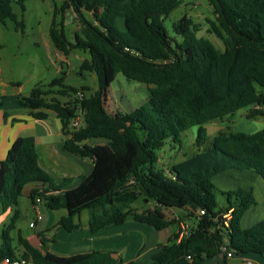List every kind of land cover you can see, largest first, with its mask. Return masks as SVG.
Masks as SVG:
<instances>
[{
    "label": "trees",
    "instance_id": "trees-1",
    "mask_svg": "<svg viewBox=\"0 0 264 264\" xmlns=\"http://www.w3.org/2000/svg\"><path fill=\"white\" fill-rule=\"evenodd\" d=\"M27 1L17 0L23 11ZM183 1L66 0L55 9L49 30L55 49L65 56L75 50L88 52L79 75L96 74L98 89L86 96L87 88H81L85 91L79 100L81 90L62 76L49 85L60 90L37 86L17 102L39 120L48 117L43 110L54 112L62 123L63 149L91 159L94 168L77 187L67 189L71 180L57 183L42 167L34 137H20L12 144L0 162V209L14 211L2 232L0 264L7 259L29 264H134L97 250L56 255L48 250L53 240L44 233L38 234L39 248L18 233L14 248L19 200L31 184V203L40 197L47 210H65L57 227L69 233L81 228L77 219L85 211L89 230L96 234L129 220L163 231L178 223L169 211L186 210L192 224L188 234L179 240V228L147 264H208L222 254L225 240L235 254L264 257V219L247 229L242 226L244 215L258 204L253 190L223 191L214 183L215 177L232 170L252 171L264 179V128L210 137L206 127L247 108L249 120L264 117V0H206L217 15L216 21L209 20V32L223 42V51L200 37V25L186 16L173 24L176 36H169L164 22ZM12 2L0 0V24L12 20L24 30ZM67 9L81 24L73 42L63 20L58 23ZM119 74L149 88L148 101L129 113L106 108L108 91ZM79 109L85 125L75 130L71 122ZM192 127H198L196 153L167 168L159 166V151L168 140L181 144V135ZM92 140L105 143L92 145ZM140 198L155 207L132 208Z\"/></svg>",
    "mask_w": 264,
    "mask_h": 264
},
{
    "label": "rangeland",
    "instance_id": "rangeland-1",
    "mask_svg": "<svg viewBox=\"0 0 264 264\" xmlns=\"http://www.w3.org/2000/svg\"><path fill=\"white\" fill-rule=\"evenodd\" d=\"M65 2L66 0H28L23 11L17 0H13V11L19 21H24L25 29L17 28L16 23L12 20H8L5 25L0 24V59L3 79L6 82L18 83V86L21 85V91L16 93L10 87L3 86L0 83V95H6L3 99L6 107L12 106L16 98L29 96L32 89L37 86H42L45 90L51 89L54 92L60 90L58 87H50L49 85L54 79L62 76L66 77V84L79 88L82 93L85 90L81 88H87L84 92L86 96L92 95L98 89L96 74L86 72L83 76L79 75L81 64L84 60L90 58L89 53L75 50L66 56V59H63L64 54L60 55L58 53L49 37L55 9L62 7ZM68 12V9L63 12L65 14L64 19H62V13L59 14L58 23L63 20L67 36L73 42L74 35L80 31L81 24ZM87 16L89 17L91 14H87ZM184 16L191 18L200 25V37H206L219 50H224L223 42L209 32V20L216 21L217 15L206 0H184L181 6L166 18L164 23L170 37L176 36L173 24ZM61 68L63 72H60ZM149 95L147 85L128 80L122 74H119L108 92L106 108L110 113L117 111L129 113L146 103L150 97ZM52 96H48V98L50 99ZM61 99L63 102L68 100V98L63 97ZM248 110L249 108L241 110L225 121L206 125L208 134L210 137H214L220 132L245 131L246 133H254L263 129L264 117L249 120L246 116ZM197 131L198 127H192L185 131L181 135V144H175L172 140H168L166 147L159 151V166L167 168L195 154L197 151L195 146ZM233 176L239 181L244 178L237 173ZM228 179H230L228 174L220 175L216 178L215 183L219 189L225 190L221 183ZM31 186L33 184L26 186L25 192L19 200L20 218L17 222V229L12 232L15 239L13 242L14 248L18 247V233H21L24 238H31L32 241L39 240L37 228L32 229L29 225L37 216V212L33 209L29 198ZM255 193L261 201L263 196L258 188L255 189ZM219 202L224 203V199L219 197ZM153 205L154 202L146 203L144 198H140L132 205V208L142 210L153 208ZM61 212L66 213L65 210ZM180 212L171 210L168 215L170 219L176 220L179 226L185 221L192 225L187 212L181 213L182 215H180ZM41 213L43 214L42 211ZM88 218L89 212H83L82 220L85 221ZM10 220L11 217L0 224V245L3 243V225L4 223L9 224ZM212 262V264H219L216 260H212Z\"/></svg>",
    "mask_w": 264,
    "mask_h": 264
},
{
    "label": "crops",
    "instance_id": "crops-1",
    "mask_svg": "<svg viewBox=\"0 0 264 264\" xmlns=\"http://www.w3.org/2000/svg\"><path fill=\"white\" fill-rule=\"evenodd\" d=\"M58 53L60 52L58 51ZM66 58L64 55L63 59ZM60 72H63L62 68ZM0 83L3 86L10 87L16 93L21 91V85L18 86V83L6 82L3 79L1 59ZM5 97L6 95H0V162L6 159L9 149L18 138L32 136L36 140L42 167L55 178L57 183L69 179L72 183L67 189H72L80 184L82 176H88L92 173L94 165L91 159H81L63 149L64 136L62 133V123L54 112L43 110V112L48 114V117L45 120H39L31 115V109L18 104V98H16L12 106L6 107L3 100ZM104 143L105 141L102 140H92L90 142L92 145ZM236 173L244 177L242 181L237 180L233 176ZM224 174H228L230 179L221 183L225 188L223 191L235 190L241 187L253 190L255 197H257L255 189L258 188L263 196L261 201L257 197V206L250 209L244 215L242 219L243 228L247 229L263 220L264 179L252 171L240 172L232 170ZM219 176L215 177L214 183ZM33 187L31 186V190ZM32 207L36 212L42 211L44 216L32 229L37 228V236L39 233H44L47 239L53 240L48 244V250L59 256L84 254L97 250L110 253L114 258L123 260L124 263L147 264L153 255L158 252L159 247L166 245L170 236L179 230V223L169 229L156 231L148 225L129 220L122 225L113 226L101 230L96 234H91L88 227L89 218L83 221L81 215V218L77 219V222L80 221L81 223V228L76 232L69 233L65 229L57 227L58 221L61 217L67 215V212L63 214L62 210L49 211L44 205L35 206L32 204ZM153 207H155V203ZM175 210L181 211L180 215L186 212V210L181 209ZM13 213V210L2 212L0 209V224L9 217H12ZM5 225L7 224L4 223L3 226L5 227ZM27 239L35 247L39 248L41 246L40 239L35 241H32L31 238ZM212 260H216L219 264H264V257L256 254L234 253L232 258L221 254L209 260L208 264H212Z\"/></svg>",
    "mask_w": 264,
    "mask_h": 264
},
{
    "label": "built area",
    "instance_id": "built-area-1",
    "mask_svg": "<svg viewBox=\"0 0 264 264\" xmlns=\"http://www.w3.org/2000/svg\"><path fill=\"white\" fill-rule=\"evenodd\" d=\"M76 97L77 99L82 100L84 95L82 92L79 91L76 94ZM84 125H85L84 113L81 109H79L77 111L76 117L72 119L71 126L73 129L78 130L82 128ZM34 205L35 206L44 205V200L40 197H37ZM204 213H205L204 211H200L201 215ZM225 217L229 218V215H226ZM42 219H43V214L40 211H37L36 219L32 223H30V227L34 228L36 226V223L38 221H41ZM226 226H228V223H226ZM179 228H181L182 230L180 233V239H179L181 240L183 237H185L188 234V231L190 229V224L188 223V221H185L179 226ZM228 244H229L228 240H225L224 246L222 247V254H226L228 258H232L234 256V252L229 249ZM2 264H29V263L24 259H17L13 261H10L9 259H7Z\"/></svg>",
    "mask_w": 264,
    "mask_h": 264
}]
</instances>
